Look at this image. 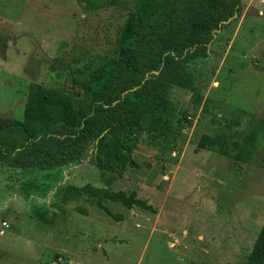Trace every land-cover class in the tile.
Wrapping results in <instances>:
<instances>
[{
  "label": "rangeland",
  "instance_id": "rangeland-1",
  "mask_svg": "<svg viewBox=\"0 0 264 264\" xmlns=\"http://www.w3.org/2000/svg\"><path fill=\"white\" fill-rule=\"evenodd\" d=\"M90 1L93 6L82 0H0V117H22L29 82L57 81L59 68L49 69L53 57L80 76L116 55V32L139 0ZM240 4L239 16L226 21L205 56L185 63L194 89H168L166 114L179 135L140 127L123 140L135 167L127 172L125 166V177L118 174L108 189L133 192L154 211L101 199L121 215L115 221L89 199L60 206L63 183L49 191L52 175L34 168L8 175L1 169L0 219L8 226L0 235V264H244L264 225V143L249 164L195 149L202 133L232 138L249 121L264 118V0ZM76 101L87 104L80 92ZM14 138L0 134L8 146ZM96 152L94 141H88L73 163L93 164ZM86 173L85 184L98 188L100 180L98 189L106 188L99 176ZM11 175L12 180H3ZM136 176L146 184L133 181ZM19 186L38 198L49 192L41 202L33 197L26 211L2 206H21L11 197Z\"/></svg>",
  "mask_w": 264,
  "mask_h": 264
},
{
  "label": "trees",
  "instance_id": "trees-1",
  "mask_svg": "<svg viewBox=\"0 0 264 264\" xmlns=\"http://www.w3.org/2000/svg\"><path fill=\"white\" fill-rule=\"evenodd\" d=\"M82 1L93 6L90 0ZM240 8V0H139L116 32L115 56L103 58L80 76L74 75L77 71L66 61L53 57L49 69L59 68L54 75L57 81L51 85L28 83L22 117H0V134L15 135L10 146L0 140V165L42 169L76 162L85 144L94 141L93 165L106 188L66 185L62 203L79 198L95 201L115 221H120L121 215L111 212L101 199L153 212L152 206L133 192L108 189L125 166L135 167L131 148L123 140L140 127L179 135V128L170 126L166 114L168 89L171 85L194 89L195 81L185 63L204 57L216 33L230 17L239 16ZM77 92L80 99L87 100L86 105L76 101ZM263 143L264 118H255L232 138L224 132L202 133L195 149L249 164ZM99 153H107V157ZM260 160L264 164V151ZM244 264H264V225L258 229Z\"/></svg>",
  "mask_w": 264,
  "mask_h": 264
},
{
  "label": "crops",
  "instance_id": "crops-1",
  "mask_svg": "<svg viewBox=\"0 0 264 264\" xmlns=\"http://www.w3.org/2000/svg\"><path fill=\"white\" fill-rule=\"evenodd\" d=\"M28 168H34V167H28ZM3 170V172L5 173L7 171V174L8 172L10 171H15V170H21V169H24V168H14V167H9V166H5V165H0V170ZM36 170H39L41 168H34ZM87 169V170H86ZM96 167L93 165V164H90L87 162L86 159H83L81 160L80 162H77V163H67V164H64V165H60V166H55V167H51V168H42L41 170H44V172L46 173L45 175L47 176H53V179H52V183H51V186L48 188V190L50 191L51 188H57V186H60L62 183L61 186L65 187L66 185H73V186H82L84 185L85 183H87V180H85V177H88V173L86 172H89L90 174L93 173L91 171H95ZM130 169V167H127L126 171L128 172ZM125 171V172H126ZM125 172L123 171L122 174L120 175V177H125ZM19 173V172H17ZM95 174L97 176H99V172L98 170L95 171ZM93 173V175H95ZM9 175V174H8ZM13 175H17L15 177L16 180H19L21 179V174H13ZM13 175H11L10 177H5L6 179H3L5 182L6 181H9V180H12ZM0 176H2V174L0 173ZM19 176V177H18ZM133 181L137 182V183H140L141 185H145L146 184V180L145 178H141L140 176H136V177H133L132 179ZM99 181L98 180V188H99ZM118 181V179H117ZM90 183V182H89ZM90 186H93L95 187V183H90L89 184ZM97 185V184H96ZM5 186V190H7L8 188H6V185H3ZM46 191L44 197H40L38 198L37 196H32V194H28V193H25L23 192V190L20 188H14L12 191H11V197H15L16 200H18L21 204V206H9V205H6V203L4 202L2 206H5V207H10L12 210L14 211H26L28 209V205L29 202L31 201V199H33V197H35L34 201L35 202H41L45 199L46 195H47V192L49 191ZM28 198H30V200H26ZM59 204L60 206H62L63 204H66V203H62L61 201V197L59 199ZM25 203V204H23ZM31 205V204H30ZM97 227V225H96ZM94 230H95V227H94ZM96 246L99 247H103L102 243H96ZM90 248L88 247V250Z\"/></svg>",
  "mask_w": 264,
  "mask_h": 264
},
{
  "label": "built area",
  "instance_id": "built-area-1",
  "mask_svg": "<svg viewBox=\"0 0 264 264\" xmlns=\"http://www.w3.org/2000/svg\"><path fill=\"white\" fill-rule=\"evenodd\" d=\"M7 226H8L7 222L5 220L0 219V235L3 234Z\"/></svg>",
  "mask_w": 264,
  "mask_h": 264
}]
</instances>
